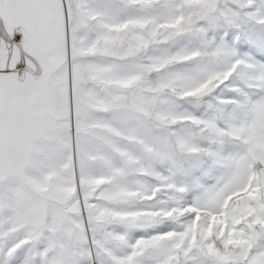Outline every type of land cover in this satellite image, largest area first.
<instances>
[{"label": "snow or ice", "instance_id": "obj_1", "mask_svg": "<svg viewBox=\"0 0 264 264\" xmlns=\"http://www.w3.org/2000/svg\"><path fill=\"white\" fill-rule=\"evenodd\" d=\"M0 264H264V0H0Z\"/></svg>", "mask_w": 264, "mask_h": 264}]
</instances>
